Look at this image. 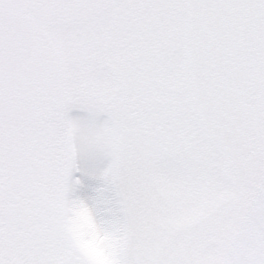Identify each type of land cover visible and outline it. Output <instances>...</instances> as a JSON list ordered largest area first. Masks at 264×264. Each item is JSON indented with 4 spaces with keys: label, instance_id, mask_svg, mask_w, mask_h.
Masks as SVG:
<instances>
[{
    "label": "snow or ice",
    "instance_id": "snow-or-ice-1",
    "mask_svg": "<svg viewBox=\"0 0 264 264\" xmlns=\"http://www.w3.org/2000/svg\"><path fill=\"white\" fill-rule=\"evenodd\" d=\"M0 264H264V0H0Z\"/></svg>",
    "mask_w": 264,
    "mask_h": 264
}]
</instances>
